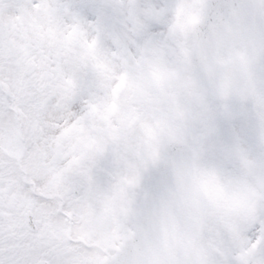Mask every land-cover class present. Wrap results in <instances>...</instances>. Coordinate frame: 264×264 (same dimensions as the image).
Here are the masks:
<instances>
[{
  "label": "snow or ice",
  "instance_id": "1",
  "mask_svg": "<svg viewBox=\"0 0 264 264\" xmlns=\"http://www.w3.org/2000/svg\"><path fill=\"white\" fill-rule=\"evenodd\" d=\"M0 264H264V0H0Z\"/></svg>",
  "mask_w": 264,
  "mask_h": 264
}]
</instances>
